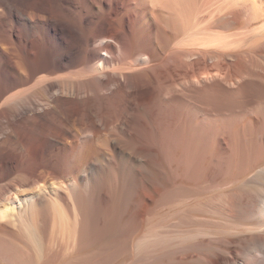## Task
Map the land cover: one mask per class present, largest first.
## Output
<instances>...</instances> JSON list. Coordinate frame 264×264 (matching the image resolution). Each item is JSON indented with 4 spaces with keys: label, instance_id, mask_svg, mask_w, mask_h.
Here are the masks:
<instances>
[{
    "label": "bare ground",
    "instance_id": "obj_1",
    "mask_svg": "<svg viewBox=\"0 0 264 264\" xmlns=\"http://www.w3.org/2000/svg\"><path fill=\"white\" fill-rule=\"evenodd\" d=\"M262 16L0 0V264H264Z\"/></svg>",
    "mask_w": 264,
    "mask_h": 264
},
{
    "label": "rangeland",
    "instance_id": "obj_2",
    "mask_svg": "<svg viewBox=\"0 0 264 264\" xmlns=\"http://www.w3.org/2000/svg\"><path fill=\"white\" fill-rule=\"evenodd\" d=\"M247 1H248L249 6L254 7L255 9H258L259 12L261 11V14L263 15L262 19L259 22L255 23L254 25H251L250 27H248L249 29H240V27L239 26L237 27V25H235V24L225 23L222 27V30L231 38L230 40L233 39V41L238 42L237 39L241 37L239 39L240 40L239 42H243L244 40H249V39L251 40V42H253V41L256 42L255 40L258 41L257 37L261 34L259 36V38H261V36L264 34V29H263L264 28V0H247ZM244 32H246V34H247L246 36H248V35H250V36H248L247 38L246 37L244 38L245 35L244 36L242 35V34H245ZM239 33L241 34V36ZM230 34L232 36H230ZM235 34L239 35V36L236 35L237 39H236V36H234ZM251 34L253 36H251ZM250 92H251V94H253L252 90Z\"/></svg>",
    "mask_w": 264,
    "mask_h": 264
}]
</instances>
